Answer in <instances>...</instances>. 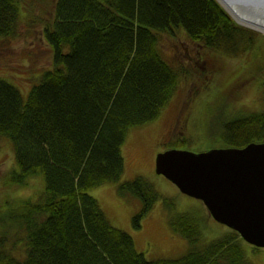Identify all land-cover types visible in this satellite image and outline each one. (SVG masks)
<instances>
[{
    "label": "trees",
    "instance_id": "obj_1",
    "mask_svg": "<svg viewBox=\"0 0 264 264\" xmlns=\"http://www.w3.org/2000/svg\"><path fill=\"white\" fill-rule=\"evenodd\" d=\"M19 14L18 0H0V38L14 34ZM53 15L43 31L53 66L26 96L0 77V137L11 140L16 161L11 185L42 174L45 186L37 198L3 202L0 264H252L235 230L198 246L202 230L190 212L171 219L189 250L148 258L88 190L112 182L140 198L136 227L161 196L143 175L122 180L128 130L155 119L179 83L161 33L181 28L230 56L264 38L218 0H55ZM217 135L220 145L263 141L264 109L224 122Z\"/></svg>",
    "mask_w": 264,
    "mask_h": 264
},
{
    "label": "rangeland",
    "instance_id": "obj_2",
    "mask_svg": "<svg viewBox=\"0 0 264 264\" xmlns=\"http://www.w3.org/2000/svg\"><path fill=\"white\" fill-rule=\"evenodd\" d=\"M54 2L18 0L16 31L10 37L0 38V77L19 87L24 96L53 66L52 49L43 31L45 24L54 19ZM250 28L264 38L262 30ZM159 47L163 57L178 69L179 83L155 119L128 130L122 145V180L143 175L153 182L161 196L142 219V225L136 227L133 217L142 207L140 198L119 194L117 183L112 182L88 190L99 200L109 220L130 232L136 248L151 259L179 257L191 247L188 239L171 225L176 214L190 212L197 217L202 230L199 246L229 230L211 215L202 199L182 192L172 180L156 171L157 153L172 147L201 151L228 146L213 142L223 123L264 109V50L260 51L264 48L263 39L230 56L222 49L194 41L183 29L176 28L174 32L160 34ZM177 140L182 142L170 145ZM13 150L11 140L0 137V218L6 212V199L37 198L45 187L42 174L29 178L26 186L11 185L9 174L16 167ZM241 242L252 264H264V246L245 239Z\"/></svg>",
    "mask_w": 264,
    "mask_h": 264
},
{
    "label": "water",
    "instance_id": "obj_3",
    "mask_svg": "<svg viewBox=\"0 0 264 264\" xmlns=\"http://www.w3.org/2000/svg\"><path fill=\"white\" fill-rule=\"evenodd\" d=\"M238 1L264 9V0ZM155 165L182 192L202 199L216 220L239 230L253 245L264 246V141L201 151L172 147L157 153Z\"/></svg>",
    "mask_w": 264,
    "mask_h": 264
},
{
    "label": "bare ground",
    "instance_id": "obj_4",
    "mask_svg": "<svg viewBox=\"0 0 264 264\" xmlns=\"http://www.w3.org/2000/svg\"><path fill=\"white\" fill-rule=\"evenodd\" d=\"M221 1L225 4L226 8L231 10L233 18L237 22H241V23H243V25L247 24L248 26L250 25V26H253L255 28H258V29L264 31V9L261 10L257 6V3L254 2V3H251L250 5H242L241 6V4H239L238 0H221ZM240 117L241 116H238L237 118H240ZM263 141H257V142H263ZM221 223H223L224 225H226L228 227L229 230L226 233H228L232 230H235L241 235V232H239V230H237L236 228L231 227L224 222H221ZM241 237L243 238L242 235H241Z\"/></svg>",
    "mask_w": 264,
    "mask_h": 264
}]
</instances>
